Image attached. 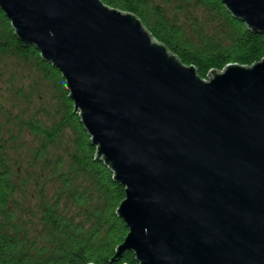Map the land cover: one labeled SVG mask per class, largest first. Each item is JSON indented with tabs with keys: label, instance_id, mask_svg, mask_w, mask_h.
<instances>
[{
	"label": "water",
	"instance_id": "water-1",
	"mask_svg": "<svg viewBox=\"0 0 264 264\" xmlns=\"http://www.w3.org/2000/svg\"><path fill=\"white\" fill-rule=\"evenodd\" d=\"M264 33V0H221ZM66 79L138 264H264V58L201 78L134 13L103 0H0Z\"/></svg>",
	"mask_w": 264,
	"mask_h": 264
},
{
	"label": "trees",
	"instance_id": "trees-1",
	"mask_svg": "<svg viewBox=\"0 0 264 264\" xmlns=\"http://www.w3.org/2000/svg\"><path fill=\"white\" fill-rule=\"evenodd\" d=\"M134 13L147 30L201 78L229 63L251 66L264 58V33L235 17L221 0H103ZM17 57L56 92L54 113L22 119L17 144L1 116L0 264H138L126 250L129 232L117 211L126 188L104 160L75 109L66 79L35 45L17 37L0 7V60ZM31 115V116H29ZM33 200L31 204L27 199Z\"/></svg>",
	"mask_w": 264,
	"mask_h": 264
},
{
	"label": "rangeland",
	"instance_id": "rangeland-1",
	"mask_svg": "<svg viewBox=\"0 0 264 264\" xmlns=\"http://www.w3.org/2000/svg\"><path fill=\"white\" fill-rule=\"evenodd\" d=\"M55 93L51 92L49 84L42 82L34 70L17 57L8 56L0 60V99L7 108L1 121L7 133H12L8 129L15 132L17 144L33 143L34 138L27 132H19L22 119L41 110L53 114L57 105ZM32 202L27 199V203Z\"/></svg>",
	"mask_w": 264,
	"mask_h": 264
}]
</instances>
